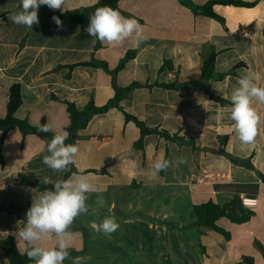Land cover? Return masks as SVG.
Returning <instances> with one entry per match:
<instances>
[{
    "label": "crops",
    "instance_id": "obj_1",
    "mask_svg": "<svg viewBox=\"0 0 264 264\" xmlns=\"http://www.w3.org/2000/svg\"><path fill=\"white\" fill-rule=\"evenodd\" d=\"M189 1L204 6L214 0ZM239 1L254 6L216 4L213 11L220 21L194 12L181 0H121L117 11L137 19L147 40L138 46L132 39L103 43L96 49L97 40L66 20L58 27L52 18L38 14L39 24L32 29L14 24L9 17L20 10V0H0V118L7 115L11 87L19 84L22 105L16 117L32 125L44 120L50 132L65 130L70 122L67 102L82 110L91 100L102 106L114 96L111 73L82 64L95 58L113 70L130 51L136 56L118 73L119 86L183 85L175 90L136 89L120 105L147 127L178 134L184 143L147 135L144 149H137L140 130L118 108L94 116L79 131L73 173L88 176L101 191L89 195V212L75 219L72 227H85L86 235L74 233L64 264H77V258L78 264H246L244 257L264 264V126L249 149L236 138L229 112L238 77L254 74L264 86V0ZM98 2L66 0L63 10L54 11ZM245 27L251 37L241 33ZM213 55L214 75L203 79L204 63ZM166 60L173 72L161 71ZM256 107L264 117V105ZM46 149L47 142L35 135L24 136L18 129L7 135L0 203L26 204L39 195L20 185L22 175L32 182L45 177L55 181L71 170L70 165L67 172H52L42 162ZM157 158L173 164L151 179L146 173ZM102 169L106 173L93 172ZM98 197L105 201L103 208L96 203ZM234 199L238 212L250 219L234 223L221 218L217 224L228 238L196 224L194 206L209 201L224 206ZM112 215L120 226L117 231L106 236L93 229L94 222ZM22 227V222L0 213V240L17 237ZM38 243L53 247L56 240ZM17 244L25 252L24 242L17 238ZM0 264H9L1 247Z\"/></svg>",
    "mask_w": 264,
    "mask_h": 264
},
{
    "label": "clouds",
    "instance_id": "obj_2",
    "mask_svg": "<svg viewBox=\"0 0 264 264\" xmlns=\"http://www.w3.org/2000/svg\"><path fill=\"white\" fill-rule=\"evenodd\" d=\"M66 0H20V10L10 15L9 19L16 25L32 29L39 24L38 11L41 6L51 10H63ZM58 27L62 22L56 16L52 17ZM86 33L94 40L108 44H120L132 39L138 46L147 40L143 26L135 18H126L110 6L95 9L89 17ZM230 120L236 138L241 145L252 148L256 142L259 130L264 126V117L258 112L256 105H264V86H261L254 74H244L237 78L236 86L230 94ZM39 131L50 132L48 124L40 126ZM70 133L66 130L55 132L47 142V155L43 157L45 164L54 173H63L75 165L79 154L78 144H68L66 140ZM184 161L181 160L180 163ZM173 162L157 158L153 161L147 175L156 179L161 171H166ZM45 185H52L39 195H33L30 208L23 221L24 226L18 228L17 238L23 241L27 249L26 255L33 264H64L70 256L71 242L74 233L71 231L75 219L89 212L87 200L91 193H100L99 186L93 184L88 176L72 174L68 179L52 180L45 177ZM35 192V190H33ZM99 208L105 201L98 197ZM93 214H98L97 208H92ZM19 223V222H18ZM97 233L110 236L119 229L114 215L105 217L99 223H93ZM55 239L53 247H44L38 243L45 239ZM79 258H77L78 264Z\"/></svg>",
    "mask_w": 264,
    "mask_h": 264
},
{
    "label": "trees",
    "instance_id": "obj_3",
    "mask_svg": "<svg viewBox=\"0 0 264 264\" xmlns=\"http://www.w3.org/2000/svg\"><path fill=\"white\" fill-rule=\"evenodd\" d=\"M121 0H99V2L90 7L79 8L71 11L61 12L54 11L49 9L47 6H41L39 8L38 14L45 15L47 17L52 18L53 16L58 17L60 20H66L72 23H75L81 26L84 31L88 26L89 17L94 13L95 9L102 6H110L113 9H118V4ZM181 2L191 7L194 12L198 14H202L204 16L214 18L220 21H223L221 17H219L214 11L213 6L216 4L228 5V6H236V7H252L253 3H246L239 0H214L210 1L207 5L198 6L191 3L189 0H181ZM102 43L97 40L96 49L101 47ZM136 56L135 51H130L127 55L121 60L118 67L111 70L107 63L98 61L95 58L88 62L83 63L82 65L91 66L94 68H101L106 71H109L113 78V89L114 96L106 105H97L93 100H91L82 110L78 109L74 104L67 102V109L69 113V125L66 127V131L70 133L69 138L66 140L68 144H77L80 139L79 131L85 129L90 121L94 118V116L98 114L105 113L112 108H118L121 110L126 119L129 122H133L137 128L140 130V138L135 143V147L139 150L144 149V137L147 135H158L163 137L168 141H176L184 143L186 142L182 137L178 134H172L164 129L159 128H149L138 118L126 113L123 111L121 107V102L126 99L130 93H132L136 89L140 88H152V87H161L165 89L175 90L180 89L183 85L179 84H165V83H154V84H141L139 82H134L126 87H121L117 83V75L118 73L126 66V64L134 59ZM168 69L170 72H173V66L170 61H165L163 66L161 67V71ZM215 69V56L209 57L204 63V69L202 78L209 79L214 75ZM213 98L221 103H226L227 101L213 96ZM22 105V95H21V85L15 84L11 87L9 102L7 105V115L4 118H0V133H1V141H0V166L5 165V160L3 157V145L7 135L14 129H18L24 136L27 135H35L38 139L44 142H48L52 139L54 132H41L39 128L41 125L46 124L44 120L41 121L39 125H32L27 120L19 119L16 117L17 111L20 109ZM236 162V160H233ZM246 164V163H245ZM249 167L248 164H246ZM75 171L74 166L71 165V170L64 176L63 179H68L71 174ZM96 173H106L105 169L102 170H94ZM20 185L29 186L37 191H44L45 189H51L52 185H45L43 182H32L29 181L26 176H21ZM32 202H28L26 204H19L15 201H9L7 203H0V213H4L8 220L15 218L18 221L22 222L24 226V220L26 218V212L30 208ZM237 200L234 199L230 203H227L224 206H220L216 204L214 201H209L206 203H202L193 207V214L196 217V224L199 227L207 228L210 230H214L223 234L226 238L229 237V233L224 229L220 228L217 222L221 218H227L234 223H244L247 222L250 218L248 215H242L238 212V204ZM71 231L73 233L81 232L83 235H86V228L83 226H71ZM0 247L5 253V256L9 262V264H33L26 255L25 252H21L18 248L17 237L14 234H10L7 237L0 240ZM263 251V249H262ZM244 263L246 264H255L254 259L252 257H244Z\"/></svg>",
    "mask_w": 264,
    "mask_h": 264
},
{
    "label": "built area",
    "instance_id": "obj_4",
    "mask_svg": "<svg viewBox=\"0 0 264 264\" xmlns=\"http://www.w3.org/2000/svg\"><path fill=\"white\" fill-rule=\"evenodd\" d=\"M241 33L244 35V36H247V37H251L252 36V33L250 31L249 28L245 27L241 30ZM243 203H248L246 200H243Z\"/></svg>",
    "mask_w": 264,
    "mask_h": 264
},
{
    "label": "rangeland",
    "instance_id": "obj_5",
    "mask_svg": "<svg viewBox=\"0 0 264 264\" xmlns=\"http://www.w3.org/2000/svg\"><path fill=\"white\" fill-rule=\"evenodd\" d=\"M184 257H185V254L181 252V257H180L179 261H183Z\"/></svg>",
    "mask_w": 264,
    "mask_h": 264
}]
</instances>
